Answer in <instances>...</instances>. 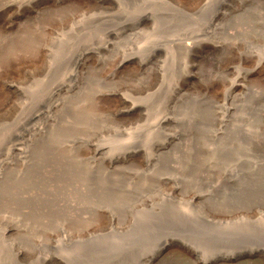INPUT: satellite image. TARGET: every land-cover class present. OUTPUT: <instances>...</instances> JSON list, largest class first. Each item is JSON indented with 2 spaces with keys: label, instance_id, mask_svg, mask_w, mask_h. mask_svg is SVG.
<instances>
[{
  "label": "rangeland",
  "instance_id": "rangeland-1",
  "mask_svg": "<svg viewBox=\"0 0 264 264\" xmlns=\"http://www.w3.org/2000/svg\"><path fill=\"white\" fill-rule=\"evenodd\" d=\"M58 86L0 264H264V0H0V140Z\"/></svg>",
  "mask_w": 264,
  "mask_h": 264
},
{
  "label": "bare ground",
  "instance_id": "bare-ground-1",
  "mask_svg": "<svg viewBox=\"0 0 264 264\" xmlns=\"http://www.w3.org/2000/svg\"><path fill=\"white\" fill-rule=\"evenodd\" d=\"M84 53H86V51L79 52L77 59L79 60L84 57ZM79 65L80 61L78 64H76V68L70 73V77H72V74H74L75 72H78L75 70ZM59 86L64 87V85L62 86V83ZM59 86L54 89V92L49 95L50 97L48 99H42L43 101L39 100V102H36L32 106L27 108H23V106L22 108H20L19 105L15 103L14 99L8 96L6 97L7 99L3 102V105H6L7 107L9 106L13 109L12 115L14 120V127L12 130H10L9 134L6 137L0 140V163L6 164L10 163L12 160L22 161L24 157V151L26 150L25 147L28 145V143L30 141L32 142V139L35 138L36 135L44 134L47 131L48 123L46 122L48 119L50 121V119H52L54 113L56 112L55 109L58 103L56 101H58L59 99H63V95H61L63 88L59 89ZM13 87L15 88V86ZM17 89L18 87L13 90L14 93H12L11 90L12 97L17 96V92L15 91ZM17 91L21 90L18 89ZM237 255L238 253L233 256L232 254H230L227 257L228 259L232 260L237 259ZM203 263L208 262L204 261Z\"/></svg>",
  "mask_w": 264,
  "mask_h": 264
}]
</instances>
